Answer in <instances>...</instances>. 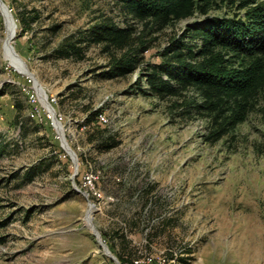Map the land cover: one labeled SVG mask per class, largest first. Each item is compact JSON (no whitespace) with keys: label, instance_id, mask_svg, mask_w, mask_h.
I'll return each instance as SVG.
<instances>
[{"label":"rangeland","instance_id":"obj_1","mask_svg":"<svg viewBox=\"0 0 264 264\" xmlns=\"http://www.w3.org/2000/svg\"><path fill=\"white\" fill-rule=\"evenodd\" d=\"M2 1L13 20L0 5V264H264V93L213 141L208 116L147 92L148 64L206 15L153 31L115 0ZM104 19L145 40L132 72L103 75L102 44L53 52Z\"/></svg>","mask_w":264,"mask_h":264},{"label":"trees","instance_id":"obj_2","mask_svg":"<svg viewBox=\"0 0 264 264\" xmlns=\"http://www.w3.org/2000/svg\"><path fill=\"white\" fill-rule=\"evenodd\" d=\"M115 1L133 18L150 24L153 31L195 14L206 15L186 24L178 36L171 38L161 51L160 62L148 64L147 92L161 98L175 96L173 106L181 116H208L209 140L232 132L246 119L264 93V0ZM213 10L220 12L209 14ZM18 20L23 29L29 27L32 19L21 13ZM134 31L132 24L119 26L104 19L79 31L77 37H65L53 52L81 57L79 43L102 44V49L110 53L109 68L102 74L122 76L139 65L147 45ZM195 37L200 38V44L190 43ZM117 51L119 55L115 54ZM190 88L198 97L188 96L186 91ZM97 113L93 110L86 116V121L96 127L100 121ZM100 142L106 148L117 144L110 135ZM261 147L264 150V138ZM117 257L123 264L122 256Z\"/></svg>","mask_w":264,"mask_h":264},{"label":"water","instance_id":"obj_3","mask_svg":"<svg viewBox=\"0 0 264 264\" xmlns=\"http://www.w3.org/2000/svg\"><path fill=\"white\" fill-rule=\"evenodd\" d=\"M0 5L3 6L4 10L7 11V12L9 13V15L11 16V18H12V15H11L10 12L8 11L9 9L7 8L6 4H5L2 0H0ZM12 20H13V18H12ZM9 45L12 47V44H9ZM19 58H20V57H19ZM20 60H21V58H20ZM73 172H74L73 174H76V172H77V171H76V168L74 169ZM94 234H95V236H96V238H97L98 243H99L100 245H102L103 249L108 250L107 245L104 244L103 242H101L100 235H99V233H98L95 229H94ZM107 254H109L112 258H114V256L111 255V253H110L109 250H108V253H107Z\"/></svg>","mask_w":264,"mask_h":264},{"label":"bare ground","instance_id":"obj_4","mask_svg":"<svg viewBox=\"0 0 264 264\" xmlns=\"http://www.w3.org/2000/svg\"><path fill=\"white\" fill-rule=\"evenodd\" d=\"M15 56V55H14ZM11 57V56H10ZM13 59L15 60V62L17 61L18 62V59L16 58V57H13ZM34 86V88L36 89V91L38 92V95H39V90H37V87H35V85H33ZM40 97V96H39ZM50 115H52L51 114V112H50ZM99 118H103V115H99ZM55 124V123H54Z\"/></svg>","mask_w":264,"mask_h":264}]
</instances>
